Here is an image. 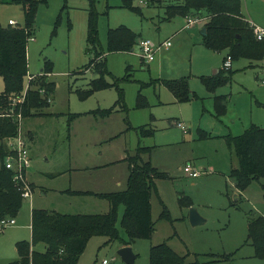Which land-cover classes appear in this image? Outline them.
<instances>
[{
  "label": "rangeland",
  "instance_id": "374dc122",
  "mask_svg": "<svg viewBox=\"0 0 264 264\" xmlns=\"http://www.w3.org/2000/svg\"><path fill=\"white\" fill-rule=\"evenodd\" d=\"M132 4L141 14L123 7V0H46L38 4L34 35L28 43L25 85L49 63L53 71L45 81L55 89L50 96L46 88L41 89V96L51 99L50 105L33 108L32 115L22 120L21 133L31 157L28 181L35 189L32 199L24 200L16 223L0 231V264L17 261L16 243L31 241L32 209L69 215L108 213L107 200L65 191L126 190L130 168L124 159L136 155L139 146L151 149L144 155L145 161L167 176L155 180L151 198L156 232L151 239H138L130 246L137 255L135 264H150L151 246L164 242L184 256L187 264H264L255 257L248 239L252 215L264 216V180L235 193L230 173L239 163L226 142L252 124L264 128V60L253 62L254 66L247 59L234 61L231 83L211 92L203 80L224 69L228 51L219 53L203 46L206 21L184 29L186 18L167 20L168 0H132ZM92 6L98 12L99 38L109 71L105 80L116 85L84 96L100 78L90 67L96 54L88 52ZM242 13L250 24L264 29V0H242ZM25 19L15 0H0L2 26L8 27L9 20H14L24 27ZM120 26L134 31L139 42L170 40L172 47L158 52L150 63L142 61L139 42L133 52L108 53V31ZM182 78L188 79L195 95L189 102H178L166 86L156 82ZM117 88L123 89V105L110 116L95 113L116 105ZM3 91L0 78V94ZM139 95L148 106L138 107ZM222 96L227 98V109L218 115L216 101ZM178 121L184 128L176 125ZM144 126L154 134L141 138L137 129ZM188 164L201 176L191 178L185 172ZM187 200L191 207L182 204ZM164 206L169 217L160 219ZM193 207L206 223L191 224ZM124 211L120 206L117 225L121 239L128 241L121 226ZM37 247L45 249L44 244ZM122 247L121 241L92 238L78 264H102L104 260L125 264L118 253Z\"/></svg>",
  "mask_w": 264,
  "mask_h": 264
},
{
  "label": "trees",
  "instance_id": "16d2710c",
  "mask_svg": "<svg viewBox=\"0 0 264 264\" xmlns=\"http://www.w3.org/2000/svg\"><path fill=\"white\" fill-rule=\"evenodd\" d=\"M168 1L167 20L191 15H199L205 19L206 34L203 35L202 41L205 48L219 53L228 51L227 57H231L232 62L247 59L251 62L250 66H254L253 62L264 60V40L259 41L255 37L250 22L242 13V0ZM15 2L22 6L26 19L24 27L10 25L4 27L0 24V78L4 81V91L0 94V112H6L10 107L11 99L21 97L24 93L25 80L29 72L28 43L34 35L38 4L46 0H15ZM123 7L141 14L140 8L133 6L132 0H123ZM138 42L139 36L126 26L109 29L107 52H133ZM88 45V52L96 54V61L92 62L90 67L100 74V78L91 83V89L84 96L116 85L105 80V74L109 71L105 53L101 48L98 12L94 6L90 10L88 21ZM227 57L224 58V64ZM52 71V64L47 63L43 74L30 81V89L21 111L23 118L31 116L33 108L37 110L49 105V101L41 96L40 90L46 88L47 96L54 91L52 83L45 81L46 76ZM226 72H229V75H225ZM232 80L233 72L224 68L217 76L203 81L207 89L214 92L219 87L231 83ZM156 82L157 85L166 86L178 102H189L195 98L187 78L171 81L156 80ZM117 89L119 99L116 105L112 109L99 110L95 113L110 116L117 106L123 105V89ZM225 101H227L225 96L217 97L218 115L226 113ZM144 106H148L146 98L139 95L138 107ZM19 110L20 107H17V111ZM76 116L74 115L73 118ZM18 130V122L15 118L0 116V220L18 217L24 202L21 192L13 181V171L7 169L5 165V158L11 154L7 140L16 137ZM146 130V126L137 129L141 138L154 134L153 129ZM226 142L229 149L234 151L239 163L230 173L235 188L243 192L253 182L264 180V128L252 124L242 135L227 137ZM150 153L151 149L139 146L136 155L125 159L130 168L126 190L104 194L88 193L109 202L110 210L106 214L69 215L40 209L33 210L32 242H18L16 245L18 260L10 264H78L92 238L106 237L108 242L121 241L123 247L131 246L138 239H151L156 232L151 204L152 193L156 188L155 180L167 175L159 172L150 161H145L144 155ZM261 188L264 199V183ZM182 204L192 206L189 200ZM120 206L125 207L121 226L128 236V241L121 239L117 225ZM164 209L160 219L169 217L165 206ZM248 239L255 250V257L264 261V216L252 215L248 226ZM39 244L45 245V252L35 249ZM150 264H187V262L184 256L179 255L167 242H164L151 246Z\"/></svg>",
  "mask_w": 264,
  "mask_h": 264
},
{
  "label": "built area",
  "instance_id": "2783aa9c",
  "mask_svg": "<svg viewBox=\"0 0 264 264\" xmlns=\"http://www.w3.org/2000/svg\"><path fill=\"white\" fill-rule=\"evenodd\" d=\"M187 24L186 28L193 27L195 24L202 22L205 20L203 17H186ZM10 26H17V22L14 20L9 21ZM251 27L254 31L255 37L262 41L264 40V29L256 27L255 25L251 24ZM172 46V42L170 40L165 41L163 43L156 44L149 39H141L139 42V47L141 50V57L146 63H150L154 61L155 56L158 52L163 49H169ZM232 58L227 57L226 62L224 64V68L231 69L232 67ZM34 77H30V81ZM30 89L29 84L25 87L24 93L21 97H15L11 99L10 107L6 112L0 113V116L6 117H13L18 122V135L14 138H10L7 140L8 147L10 149L11 154H9L5 158V165L6 168L13 171V181L15 185L19 189L22 194V197L25 198H32L33 189L30 182L27 179V170L30 168L31 164V157H30V150L28 148L27 142L21 133V124H22V113L17 111V107H21L27 96V92ZM2 114V115H1ZM179 127H183L182 124H178ZM185 172L192 178H197L201 176V173L192 165L188 164L185 167ZM16 223L15 218H7L0 220V231L14 225ZM102 264H109L107 260H104Z\"/></svg>",
  "mask_w": 264,
  "mask_h": 264
},
{
  "label": "water",
  "instance_id": "95a60500",
  "mask_svg": "<svg viewBox=\"0 0 264 264\" xmlns=\"http://www.w3.org/2000/svg\"><path fill=\"white\" fill-rule=\"evenodd\" d=\"M202 34L203 35L206 34L205 29L202 30ZM189 219L193 226H198V225L206 223V220H204L201 217V215L198 213L195 207L191 208ZM118 253L122 261L125 264H135L136 263L137 255L134 253L133 249L130 246L121 248Z\"/></svg>",
  "mask_w": 264,
  "mask_h": 264
},
{
  "label": "crops",
  "instance_id": "0c3cea01",
  "mask_svg": "<svg viewBox=\"0 0 264 264\" xmlns=\"http://www.w3.org/2000/svg\"><path fill=\"white\" fill-rule=\"evenodd\" d=\"M191 17H192V15H191ZM197 17H201V16H199V15H197ZM10 21V20H9ZM186 24H187V20H186ZM191 28V27H190ZM184 29H189V28H186V25H185V27H184ZM194 29V28H193ZM172 47V46H171ZM170 47V48H171ZM170 48L169 49H163V50H166V51H168V50H170ZM163 50H161V51H163ZM142 59V58H141ZM142 61H143V59H142ZM144 62V61H143ZM145 63V62H144ZM42 71H44V69L42 70ZM219 71L220 70H218V71H216V74H218L219 73ZM42 74H43V72H42ZM41 74V75H42ZM39 76V75H38ZM31 77V76H30ZM30 77H29V85H30ZM32 77H34V76H32ZM46 77H48V75L46 76ZM35 78V77H34ZM27 85H28V83H27ZM26 85V86H27ZM25 86V87H26ZM51 95V94H50ZM49 102H51V99H50V101ZM50 105V104H49ZM0 113H2V112H0ZM23 120V119H22ZM182 124L181 122H177L176 123V125L178 126V124ZM183 125V124H182ZM179 127V126H178ZM184 127V126H183ZM180 128H182V127H180ZM29 136H31L32 137V134H29ZM141 140V139H140ZM125 160V159H124ZM106 167V166H105ZM103 168V167H102ZM200 177V176H199ZM192 178V177H191ZM198 178V177H197ZM27 179H28V171H27ZM195 179V178H194ZM128 180V179H127ZM118 184L119 185H122V182L121 181H119L118 182ZM232 185L234 186V188H235V184H234V181L232 180ZM31 186H32V189H33V193H34V184L33 183H31ZM235 193H239V192H237V191H239V190H237L236 188H235ZM65 192H68V194H77V195H79L80 193H84V194H80V195H88V196H93V197H95V198H99L98 196H96V195H92V194H88V193H90V192H92V193H95V194H104V193H113V192H104V191H99V192H97V191H94V190H82V191H76V192H73V190H67V191H65ZM87 193V194H86ZM241 193V192H240ZM33 196V195H32ZM25 199H30V198H25ZM24 199V200H25ZM32 199V198H31ZM99 199H101V198H99ZM33 210H35V209H32V213H33ZM32 213H31V223H30V225H29V228H30V230H31V234H30V237L29 238H31V241L30 242H32ZM20 215H21V211H20V213H19V215H18V217H20ZM18 217H16L15 219H17ZM28 238V239H29ZM21 242V241H20ZM18 243V242H17ZM17 243H16V245H17ZM123 248V247H122ZM35 249L37 250V251H39V252H45V250H46V247H45V249L44 250H39L38 249V247L36 246L35 247ZM16 252H17V248H16ZM18 255V254H17ZM81 259V258H80ZM137 260V259H136ZM12 263V262H11ZM10 264V263H9Z\"/></svg>",
  "mask_w": 264,
  "mask_h": 264
}]
</instances>
